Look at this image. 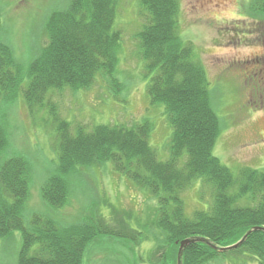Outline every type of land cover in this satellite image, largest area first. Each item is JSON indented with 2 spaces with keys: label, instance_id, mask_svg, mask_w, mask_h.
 <instances>
[{
  "label": "trees",
  "instance_id": "trees-1",
  "mask_svg": "<svg viewBox=\"0 0 264 264\" xmlns=\"http://www.w3.org/2000/svg\"><path fill=\"white\" fill-rule=\"evenodd\" d=\"M116 5V0H67L63 8L52 10L43 26L45 45L27 65L0 38V99L13 101L20 91L30 111L47 105L53 113L58 163L41 186V197L49 205H65L67 178L80 166L111 161L115 171L148 189L156 199L152 220L157 230L156 252L150 253L151 264H176L178 241L183 238L203 240L185 247L181 263L204 264L225 254L206 241L226 246L250 228L264 227V171L246 165L233 172L212 153L219 117L206 71L193 58L191 43L179 36L178 0H139L146 19L136 33L146 67L154 70L146 84L149 101L162 106L171 127L166 159H159L149 143L152 123L148 118L129 125L98 123L91 128L78 123L72 129L56 106L46 103L50 89H88L97 75L110 78L112 93L118 95ZM251 5L264 13V0H251ZM6 145L7 134L0 123V154ZM194 182L209 190V199L205 208L188 215L182 192ZM28 192L26 159L14 155L0 161V238L21 231L17 264H82L86 247L100 235L131 242L141 238L142 233L124 221L111 226L95 210L67 224L35 212L26 223ZM229 251L264 264V231H252Z\"/></svg>",
  "mask_w": 264,
  "mask_h": 264
},
{
  "label": "rangeland",
  "instance_id": "rangeland-1",
  "mask_svg": "<svg viewBox=\"0 0 264 264\" xmlns=\"http://www.w3.org/2000/svg\"><path fill=\"white\" fill-rule=\"evenodd\" d=\"M178 2L179 36L191 43L193 58L206 71L212 105L219 117L212 153L233 172L246 165L264 171V13L255 11L251 0ZM66 3L67 0H0V38L11 46L23 65L44 47L43 26L50 12ZM116 3L113 29L119 30L120 38L115 49L114 77L121 83L118 95L112 93L110 78L97 75L88 89H50L46 103H53L72 129L78 123L91 128L98 123L129 125L148 118L152 123L149 143L159 159H166L171 127L162 106L149 101L146 84L154 70L146 67L136 35L145 14L139 0ZM0 123L7 134L0 161L20 155L29 166L26 223L35 212L67 224L95 210L111 226L124 221L142 234L139 241L133 242L100 235L86 247L82 264L152 263L150 253L156 252L157 231L152 220L157 203L148 189L115 171L111 161L84 165L68 176V200L55 208L41 197V186L58 163L53 113L47 105L30 111L18 91L13 101L0 99ZM182 198L185 212L190 215L196 208L206 207L209 190L194 182L182 192ZM21 242L20 230L0 238V264H17ZM161 246L165 247V242ZM224 253L204 264H258L242 253Z\"/></svg>",
  "mask_w": 264,
  "mask_h": 264
},
{
  "label": "water",
  "instance_id": "water-1",
  "mask_svg": "<svg viewBox=\"0 0 264 264\" xmlns=\"http://www.w3.org/2000/svg\"><path fill=\"white\" fill-rule=\"evenodd\" d=\"M257 229H260V230H263V231H264V227H259V226H257V227L250 228L249 230H247V231L243 234V236H242L239 240H237L236 242H234L233 244H230V245H226V246H217V245H215V244H213V243H211V242H209V241H206V243H207L209 246L215 248L216 250H218V251H220V252L229 251V250H232V249H234V248L240 246V245L244 242V240L246 239V237H247L252 231L257 230ZM198 240H203V239H201V238H183V239H181L180 241H178L179 246H178V249H177L176 264H182V263H181V258H182V254H183V251H184L185 247H186L189 243H191V242H193V241H198Z\"/></svg>",
  "mask_w": 264,
  "mask_h": 264
}]
</instances>
